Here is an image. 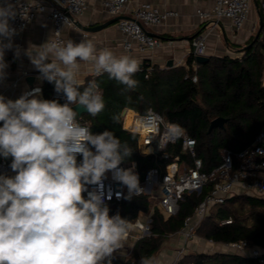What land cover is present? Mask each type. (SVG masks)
Listing matches in <instances>:
<instances>
[{"label":"clouds","instance_id":"9594fccd","mask_svg":"<svg viewBox=\"0 0 264 264\" xmlns=\"http://www.w3.org/2000/svg\"><path fill=\"white\" fill-rule=\"evenodd\" d=\"M15 15L8 0L0 4V78L7 68L5 50L13 47L17 34L9 23ZM26 55L66 102L28 98L29 93L16 100L0 96V156L12 158L10 166L16 173L0 175V264H112L133 224L118 213L110 215L97 191L85 198V186L99 184L107 171L116 170L115 178L127 187L126 199L144 189L134 164L118 167L132 154L127 143L113 131L93 134L71 105L82 106L93 117L105 109L96 80L80 91L81 62L89 63L96 75L107 73L125 90L138 87L133 77L140 70L139 62L108 48L98 50L84 39L48 40L29 48ZM113 120L118 122V117ZM139 264H158V260L142 256Z\"/></svg>","mask_w":264,"mask_h":264},{"label":"trees","instance_id":"16d2710c","mask_svg":"<svg viewBox=\"0 0 264 264\" xmlns=\"http://www.w3.org/2000/svg\"><path fill=\"white\" fill-rule=\"evenodd\" d=\"M258 8L261 25L257 37L255 34L249 38L240 50V57H209L206 63L199 64L190 54L186 67L142 65L133 77L139 82L135 90H125L124 85L110 79L107 73L88 76L80 84V91L88 86L89 81L96 80L105 100V109L95 117L81 115L80 122L87 124L93 134L113 131L122 143H127L132 154L121 164L136 162L140 174L155 163L152 157L138 153L136 135L122 128L124 109L140 114L153 109L170 124L188 132L197 141L198 154L205 169H211L219 161L221 149L240 150L252 145L258 133L264 131V17L261 3ZM52 86L53 83L46 80L43 89L46 97ZM113 117H118V122H114ZM215 118L225 119L224 126L208 132L209 124ZM4 159L11 160V157ZM248 199L255 201L254 207H248ZM199 200L200 196L187 195L178 213L167 219L154 212L149 234L135 240L129 254H114L112 264H139L142 256L154 257L168 238L179 231L183 219ZM107 206L110 215L118 213L133 221L139 213L149 210V200L146 196L131 200L125 197L121 202H111ZM225 220L231 222L223 224ZM196 234L214 244L244 241L247 248L264 251V199L249 196L228 198L204 218ZM175 264L261 263L257 258L234 253L189 252Z\"/></svg>","mask_w":264,"mask_h":264},{"label":"built area","instance_id":"2783aa9c","mask_svg":"<svg viewBox=\"0 0 264 264\" xmlns=\"http://www.w3.org/2000/svg\"><path fill=\"white\" fill-rule=\"evenodd\" d=\"M90 1L100 2L103 10L111 17H123L125 12L129 13L128 17L117 21L118 30L122 34L121 45L126 52H131L134 48L141 52L156 48L159 42L147 33L145 27L158 26L172 14L163 12L149 3H141L130 9L128 7L130 0H50L49 3L36 0H8L15 6L16 12L15 18L9 23L17 33H21L38 19H43L53 28L49 40L67 42L68 40L62 36V28L73 25L70 18L80 16ZM210 1L211 7L208 10H197V15L210 25L227 20L234 30L243 27L252 6V0ZM4 3L5 0H0V4ZM261 8L264 12V2L261 3ZM190 45L194 57L206 55L204 34L196 35ZM91 74L94 77L99 76L94 70ZM27 75V72H23L21 77ZM192 81H196L195 76L192 77ZM36 89H39V92H36ZM25 93L30 94L28 98L42 99L39 87L28 88L16 99ZM55 99L64 100L65 96L55 90L53 83L51 100ZM128 113L124 110L122 114V128L136 135L138 153L144 157H152L155 163L142 174L139 173L137 163L134 161L118 166L120 169H128L135 165L134 171L139 176L141 188L144 189L139 196H146L149 200V210L139 213L131 221L133 224L131 231L135 234L134 241L149 234L154 212H158L165 219L175 216L187 195L200 196V200L194 205L192 212L183 219L177 232L185 241H193L196 230L204 218L213 208L224 204L228 198L249 196L264 199V154H257L259 150H264V131L258 133L250 146L240 150L221 149L219 161L211 169H205L203 159L198 154L197 141L188 132L170 124L153 109H148L143 114L131 112L127 123ZM81 160L82 156L78 155L77 162ZM11 162L12 159L0 160V175L16 174L11 169ZM115 171H107L99 184L86 185V191L83 193L85 198L88 192L97 191L103 196L105 204L121 202L128 191L127 187L115 178ZM230 222L231 220H225L222 223ZM225 245L229 250L248 251V256L257 258L264 264V251L259 248H247L244 241ZM182 255L183 250H179L173 264Z\"/></svg>","mask_w":264,"mask_h":264},{"label":"crops","instance_id":"0c3cea01","mask_svg":"<svg viewBox=\"0 0 264 264\" xmlns=\"http://www.w3.org/2000/svg\"><path fill=\"white\" fill-rule=\"evenodd\" d=\"M43 3H49L50 0H36ZM263 0H252V6L248 19L243 27L234 30L230 27L227 20H220L215 25H210L197 15V10H208L212 2L210 0H130L128 7L131 9L141 3H149L163 12H171L163 22L158 26L145 27L148 34L153 36L159 42L158 46L152 50L144 52L134 48L131 52H126L121 45L122 34L118 30L117 21L107 25L98 32H84L77 28L74 24L64 26L62 28V36L66 40H73L79 43L82 39L91 40L98 50L108 48L117 56L129 55L142 65L157 66L159 68L186 67V60L191 53V40L198 34H204L206 37V55L207 57L230 56L240 57V50L246 44L250 37L257 34L259 29V8L258 6ZM263 17L264 12L262 10ZM123 17H128L129 13L125 12ZM115 17L109 16L101 7L100 2L90 1L82 14L73 20L84 26H96L108 22ZM52 25L43 19H38L30 25L25 31L17 33L13 39V47L6 49L4 53V61L7 64L5 75L0 78V96L5 99L16 100L25 90L32 87L41 89L40 97L46 99L44 94V85L46 79L42 77L39 71L31 63L26 51L34 46L43 45L52 37ZM5 43L7 41L5 40ZM94 69L87 62H81L78 79L80 84L88 76H92ZM23 72H27L26 77H21ZM27 77H33L31 84L26 81ZM53 89V86H52ZM52 89L48 95L52 93ZM66 100V98L64 99ZM127 112L132 110L124 109ZM124 110L121 113V118ZM2 126V122H0ZM12 159V158H11ZM0 160H6L4 158ZM10 161V160H8ZM133 232V231H132ZM134 233V232H133ZM130 241V240H129ZM135 242V241H134ZM193 241H185L183 237L178 235L170 236L166 247H163L154 257L158 260V264H173L176 253L179 250L193 249L190 243ZM131 246L133 243L130 242ZM211 250H197L196 253H234L241 256H248V251L237 252L229 250L225 244H214L207 246ZM190 251H188L189 253ZM124 252L115 254L125 255Z\"/></svg>","mask_w":264,"mask_h":264},{"label":"water","instance_id":"95a60500","mask_svg":"<svg viewBox=\"0 0 264 264\" xmlns=\"http://www.w3.org/2000/svg\"><path fill=\"white\" fill-rule=\"evenodd\" d=\"M122 18H125V17H115L113 18L112 20H109L108 22H105L103 24H100V25H96V26H84L82 24H80L79 22H75L72 17L70 18L72 21H73V24L79 28L80 30L84 31V32H90V33H94V32H98L100 30H102L103 28H105L107 25L113 23V22H116ZM259 28H260V25H261V18L259 17ZM259 30V29H258ZM256 37H257V34H256ZM251 45V44H250ZM250 45H248L247 47H249ZM209 60V57L207 56H199V57H196V61L197 63L199 64H203V63H206L207 61ZM168 67H171V63L169 62L168 64ZM34 80L33 77H27L26 78V81L31 84L32 81ZM262 88L264 89V79L262 81ZM66 98V97H65ZM71 107L73 108L74 111H76L78 113V116H81L83 114H88V112L80 105L78 104H73L71 105ZM224 123H225V119L223 118H215L213 119L210 124H209V128H208V132H210L212 129L214 128H220L222 129L223 126H224Z\"/></svg>","mask_w":264,"mask_h":264},{"label":"rangeland","instance_id":"374dc122","mask_svg":"<svg viewBox=\"0 0 264 264\" xmlns=\"http://www.w3.org/2000/svg\"><path fill=\"white\" fill-rule=\"evenodd\" d=\"M46 100H51V94L50 95H48V98H46ZM57 102H59L60 104H63V102L65 101V100H57V99H55ZM80 117L81 116H78V119H80ZM80 163V162H79ZM247 204H248V207L249 208H252V207H254V205H255V201L253 200V199H248V202H247ZM257 206V205H256ZM212 210H214V208L212 209ZM129 235H130V237L128 238V240L125 242V244H124V247H123V249H121L119 252H124L123 254H125V255H127V254H129V252H130V250H131V248H132V246H133V244H132V246H131V244H130V242H132L133 241V243H134V233L132 232V231H130V233H129ZM170 238V237H169ZM169 238H168V240H169ZM130 240V241H129ZM168 240L166 241V242H168ZM166 242L164 243V247H166ZM214 245V243H212V242H210V241H207V240H205V239H203L202 237H200L198 234H196L195 235V237H194V239H193V242H191L190 243V246L193 248V249H189V250H185V252H187L188 253V251H190V252H194V248H196L197 250H201L200 248H203V250H211L212 248H210V249H208L209 247H207V246H213ZM118 252V253H119ZM195 253H196V251H195ZM183 255H184V253H183ZM182 255V256H183Z\"/></svg>","mask_w":264,"mask_h":264},{"label":"bare ground","instance_id":"6f19581e","mask_svg":"<svg viewBox=\"0 0 264 264\" xmlns=\"http://www.w3.org/2000/svg\"><path fill=\"white\" fill-rule=\"evenodd\" d=\"M131 111L128 113V116H127V123L129 122V119H130V116H131Z\"/></svg>","mask_w":264,"mask_h":264}]
</instances>
